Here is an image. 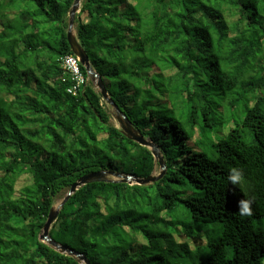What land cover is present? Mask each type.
I'll return each instance as SVG.
<instances>
[{
  "label": "trees",
  "instance_id": "1",
  "mask_svg": "<svg viewBox=\"0 0 264 264\" xmlns=\"http://www.w3.org/2000/svg\"><path fill=\"white\" fill-rule=\"evenodd\" d=\"M74 3L0 0V264H82L40 240L59 196L91 173H161L91 82L68 93ZM75 28L166 174L80 188L51 239L91 264H264V0H84Z\"/></svg>",
  "mask_w": 264,
  "mask_h": 264
},
{
  "label": "water",
  "instance_id": "2",
  "mask_svg": "<svg viewBox=\"0 0 264 264\" xmlns=\"http://www.w3.org/2000/svg\"><path fill=\"white\" fill-rule=\"evenodd\" d=\"M83 1L84 0H75L73 8L71 12L69 13V28H68V33H67V40L71 48V51L73 55L79 59L80 65L85 68L90 81L92 82L95 89L101 94L103 101L107 104L108 107H110L112 116L118 124L117 128H119L122 131V133L130 141L136 144H139L142 147L150 149L154 155L156 163H158L160 166V172H161L158 176L152 175L151 177L147 179H142V180L136 179L132 176H125V175L117 174L115 172L100 171L97 173H91L81 178L76 184L72 186V188L68 192V195L61 203L59 209H56L54 207L51 209L47 223L45 224L43 233L40 237V240L43 243L50 245L52 248H54L56 251L60 252L61 254H66L68 256L74 257L78 262L82 264H91L86 259V257L78 253H75L73 251H70L66 247H62L58 245L50 237V232L52 230V227L57 222L60 212L63 209V207L67 204L70 198L80 188L90 185V184L123 183V184H129V185L135 184L139 186H147V185L155 184L156 182L160 181L165 176L166 166H165L164 159L162 157L159 147L153 144L151 141L145 139L144 136L134 128L130 120L121 112V110L118 108L116 103L110 97L102 78L92 67L90 63V59L85 49L83 48L80 41L78 40L76 28H75L76 27V16L80 13V9H81ZM111 178H115L116 180L111 179Z\"/></svg>",
  "mask_w": 264,
  "mask_h": 264
},
{
  "label": "built area",
  "instance_id": "3",
  "mask_svg": "<svg viewBox=\"0 0 264 264\" xmlns=\"http://www.w3.org/2000/svg\"><path fill=\"white\" fill-rule=\"evenodd\" d=\"M61 64L73 82V85L69 88L68 93L72 96L80 95L84 86L88 85L91 81L82 74L79 59L74 55H68L62 58Z\"/></svg>",
  "mask_w": 264,
  "mask_h": 264
},
{
  "label": "clouds",
  "instance_id": "4",
  "mask_svg": "<svg viewBox=\"0 0 264 264\" xmlns=\"http://www.w3.org/2000/svg\"><path fill=\"white\" fill-rule=\"evenodd\" d=\"M227 179L231 185H238L244 181V173L242 169L237 167H232L229 172ZM252 203L253 200L242 198L237 203L238 214L240 216H251L252 213Z\"/></svg>",
  "mask_w": 264,
  "mask_h": 264
},
{
  "label": "rangeland",
  "instance_id": "5",
  "mask_svg": "<svg viewBox=\"0 0 264 264\" xmlns=\"http://www.w3.org/2000/svg\"><path fill=\"white\" fill-rule=\"evenodd\" d=\"M91 83H92V82H91ZM112 123H113L115 126H118V124H117V122L115 121L114 118H112ZM158 174H159V169L157 168V169H156V173H155V175L158 176ZM111 179L116 180L115 178H111ZM23 184H24V178L21 179V180L19 181V183H18V187H17V188L20 189V188L23 186ZM64 194H66V193H64ZM64 194L60 195L59 198L55 201L54 208H56V206H58V205H61V203L63 202L62 200H63V198H64ZM65 198H66V197H65ZM188 243L193 247V244H192L191 242H188Z\"/></svg>",
  "mask_w": 264,
  "mask_h": 264
},
{
  "label": "bare ground",
  "instance_id": "6",
  "mask_svg": "<svg viewBox=\"0 0 264 264\" xmlns=\"http://www.w3.org/2000/svg\"><path fill=\"white\" fill-rule=\"evenodd\" d=\"M77 33V32H76ZM60 205L56 206V209H59Z\"/></svg>",
  "mask_w": 264,
  "mask_h": 264
}]
</instances>
